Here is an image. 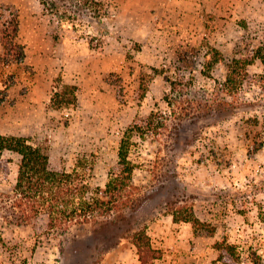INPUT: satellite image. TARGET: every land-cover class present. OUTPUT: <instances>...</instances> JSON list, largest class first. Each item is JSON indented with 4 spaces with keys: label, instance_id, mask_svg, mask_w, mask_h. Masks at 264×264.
<instances>
[{
    "label": "rangeland",
    "instance_id": "374dc122",
    "mask_svg": "<svg viewBox=\"0 0 264 264\" xmlns=\"http://www.w3.org/2000/svg\"><path fill=\"white\" fill-rule=\"evenodd\" d=\"M87 2L64 20L40 0H0V85L10 82L0 134L27 138L57 169L85 158L88 183L103 187L135 118L162 112L166 126L132 137V203L67 232L22 220L19 155L2 151L0 264H140L141 229L154 264H264V64L247 66L237 92L223 89L238 50L264 35V1ZM11 15L24 57L6 64ZM65 84L76 101L55 107L52 93ZM190 210L198 224L174 221Z\"/></svg>",
    "mask_w": 264,
    "mask_h": 264
},
{
    "label": "trees",
    "instance_id": "16d2710c",
    "mask_svg": "<svg viewBox=\"0 0 264 264\" xmlns=\"http://www.w3.org/2000/svg\"><path fill=\"white\" fill-rule=\"evenodd\" d=\"M66 1L61 4L56 0H40L50 13L63 14L61 17L64 20L70 17L66 14L68 9L80 5L82 1L85 6L88 5L87 0ZM89 1L94 3L93 0ZM11 16L3 30L8 39L5 54L7 59L4 61L6 64L20 63L24 57L23 46L15 41L18 32L17 16ZM244 49L245 51L239 49L238 56L233 57L228 65L223 83V89L227 93L237 92L241 88L248 75V65L253 64L255 60L264 64V35L256 46ZM9 84L8 80L1 83L2 98L6 96L5 92ZM174 87L172 86V89ZM75 91V85H62L53 91L50 101L58 108L70 106L76 101ZM166 101L171 106L172 101L170 99ZM155 116L159 118L156 123L153 121ZM167 117V114L162 112H151L146 117L135 118L128 125L120 138L117 161L110 168L108 180L103 187H91L88 183L87 171L90 167L85 166L87 163L85 158H78L76 166L70 171L63 167L57 169L49 153L40 146L30 143L27 138L0 134V154L8 150L19 155L13 191L21 201L22 220L26 221L30 217L39 218L44 220L48 228L67 232L76 225L102 224L116 208L131 204L133 201L132 173L135 164L129 159L128 153L133 144L132 137L137 135L143 138L148 134H157L166 126ZM172 216L174 221L199 223V219L191 210L184 215L173 212ZM133 243L136 246L140 264H154L152 260L157 258V250L151 246L144 230L134 232Z\"/></svg>",
    "mask_w": 264,
    "mask_h": 264
}]
</instances>
